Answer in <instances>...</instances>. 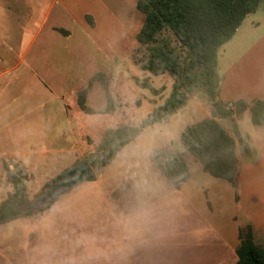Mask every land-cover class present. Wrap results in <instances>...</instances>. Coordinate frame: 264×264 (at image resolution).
<instances>
[{
    "label": "rangeland",
    "instance_id": "obj_1",
    "mask_svg": "<svg viewBox=\"0 0 264 264\" xmlns=\"http://www.w3.org/2000/svg\"><path fill=\"white\" fill-rule=\"evenodd\" d=\"M40 1L42 4L39 7V0H0V203L13 190L6 179L4 162L11 167L12 162L26 167L30 174L27 196L33 199L76 162L95 152L108 129H116L122 124H139L150 111L165 101L174 83L168 72L155 76L143 69L142 63L148 57V49L137 41L143 23L132 36L125 30L129 33L131 46L121 51L113 40H109L110 37L107 38V24L99 22L97 28L95 20L94 25H90L80 16L81 12L74 15L71 8L68 10L56 4V0ZM76 1L83 4L80 0ZM241 26L231 40L232 44L235 41L234 45L238 42V50H231L232 44L225 55L221 54L223 48L218 50V71L221 74L240 56L248 55L246 50L252 46L250 51L253 52L244 62L241 58L233 72L237 82L256 79L260 72L255 69L264 68V39L258 42L264 37V0H261L255 12L245 17ZM58 28L69 31V36L58 31ZM96 28L100 31V38H105L103 43L96 44L91 39L92 33L97 32ZM156 39L157 43L170 45L182 58L190 57L188 49L171 29H164ZM97 72L106 76L110 94L120 103L113 113H86L78 104V94L89 87L87 107L96 110L105 107L106 95L101 83L90 81ZM195 103H198V109L192 110ZM247 103L246 110L251 112L254 103ZM211 104L205 88L196 89L183 110H188L192 115L191 120H194V117H201L203 109ZM224 121L228 129L221 125L236 141L238 165L243 160L255 159V151L247 148L248 141L242 136L252 134L251 119H240V140L233 133V124L237 123V119L225 118ZM163 125L144 130L118 153L111 164L96 171L95 181L84 182L72 191L104 192L119 197L125 192L146 191L159 182L167 183V179L150 161L153 149L179 150L187 163L194 157L183 146L180 137L161 131ZM63 200L62 196L59 197L50 207H63ZM100 202L85 198L76 199L73 203L81 207L105 208ZM129 202L133 204L135 201ZM74 204L71 206L75 207ZM239 204L234 203L236 207L232 206L233 213L239 211ZM38 215L0 224V264H23L25 256H33L32 251L30 255L25 251L27 245L22 234L26 227L39 222L32 220ZM91 230L100 232V226L93 225ZM56 240L64 241V236ZM259 242L256 243L264 247V242ZM52 246L43 253L51 249L54 254H63L69 247L63 242ZM163 248H160V252H167ZM169 248L170 254L173 250ZM82 250L78 249L77 252ZM170 264L181 263L177 260Z\"/></svg>",
    "mask_w": 264,
    "mask_h": 264
},
{
    "label": "crops",
    "instance_id": "obj_2",
    "mask_svg": "<svg viewBox=\"0 0 264 264\" xmlns=\"http://www.w3.org/2000/svg\"><path fill=\"white\" fill-rule=\"evenodd\" d=\"M80 1L83 4L76 0H56V4L68 10L71 8L74 15L81 12L83 19L92 15L97 28L99 22L107 24V38L113 40L118 50H128L131 45L127 31L132 36L145 19L137 8L138 0ZM39 2L40 7L42 1ZM241 25L234 36L220 47L223 48L222 55L227 53ZM92 36L96 44L103 43L105 39L100 38V31L92 33ZM234 42L230 48L238 50V42L235 45ZM251 47L246 50L248 55L253 52ZM248 55L240 56L221 74L217 64L219 81L216 97L209 108L203 109L201 117L191 120L192 115L182 107L164 123L161 131L180 137L188 125L213 117L211 110L215 103L233 105L232 102L240 98L246 102L263 99L264 68L255 69L260 75L254 80H234L233 72L238 67V61L243 58L244 62ZM197 109L198 103H195L192 110ZM247 117L252 121L249 109L237 118L240 132V119ZM216 119L228 129L223 118ZM252 124V134L242 136L248 141L247 148L255 151L256 157L240 162L236 188L225 179L204 171L202 163L192 155L194 158L188 162L190 176L180 188L158 181L147 192H125L119 197L104 192L70 191L62 196L63 207L46 209L32 219L39 222L26 227L22 239L27 245L25 251L29 255L32 251L33 256H25L23 264H170L177 260L181 264L236 263L240 227L252 225L255 242H264V125ZM85 198L100 200L105 208L81 207L73 203L76 199ZM237 202L242 204H239V211L242 212L233 213L232 206ZM96 224L100 226V232L91 230ZM62 236L64 241L56 240ZM171 237L173 239L167 241ZM62 242L69 246L63 254H54L51 249L43 253L46 248H53L52 244ZM76 246L77 250H83L78 253ZM169 246L173 250L170 254ZM160 248L167 252H160Z\"/></svg>",
    "mask_w": 264,
    "mask_h": 264
},
{
    "label": "trees",
    "instance_id": "obj_3",
    "mask_svg": "<svg viewBox=\"0 0 264 264\" xmlns=\"http://www.w3.org/2000/svg\"><path fill=\"white\" fill-rule=\"evenodd\" d=\"M260 2L261 0L137 1L138 10L145 16L137 41L148 49V57L142 63L143 69L155 76L168 72L174 83L165 101L150 111L139 124H122L105 132L96 151L86 156L95 171L111 164L118 153L144 130L168 122L186 104L194 90L205 88L210 100H215L219 81L216 71L218 49L234 36L245 17L255 12ZM85 19L90 25H94L92 15H86ZM167 28L188 49L189 58H182L167 43H157L156 38ZM57 30L69 35V31L63 28ZM92 80L101 83L106 95V105L101 110L87 107V87L78 94L81 109L91 114L113 113L120 103L110 94L106 76L97 72L90 81ZM141 83L145 84L142 81ZM252 102V122L255 125H264V98L254 99ZM232 103L231 107L228 103H215L211 110L213 117L185 127L180 134V140L186 150L202 163L204 171L213 177L225 179L236 188L239 176L236 141L216 119H237L248 106L244 98ZM233 133L237 138L241 136L237 123L233 124ZM150 161L175 188H180L190 176L188 163L179 150L153 149ZM11 164L13 167L7 162L3 164L6 179L13 190L0 203V224L24 216H36L51 206L49 204L37 210L25 208L29 200L27 180L30 174L24 165L18 162ZM239 239L240 244L236 250L238 260L235 264H264V247L255 242L252 225L240 227Z\"/></svg>",
    "mask_w": 264,
    "mask_h": 264
},
{
    "label": "water",
    "instance_id": "obj_4",
    "mask_svg": "<svg viewBox=\"0 0 264 264\" xmlns=\"http://www.w3.org/2000/svg\"><path fill=\"white\" fill-rule=\"evenodd\" d=\"M96 179V171L88 159H80L57 180L53 181L44 191L33 199H29L25 204V208L37 210L43 206L52 204L57 198L69 193L78 185L84 182L95 181Z\"/></svg>",
    "mask_w": 264,
    "mask_h": 264
},
{
    "label": "built area",
    "instance_id": "obj_5",
    "mask_svg": "<svg viewBox=\"0 0 264 264\" xmlns=\"http://www.w3.org/2000/svg\"><path fill=\"white\" fill-rule=\"evenodd\" d=\"M230 107L233 106L232 104L229 105Z\"/></svg>",
    "mask_w": 264,
    "mask_h": 264
}]
</instances>
